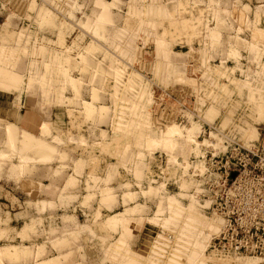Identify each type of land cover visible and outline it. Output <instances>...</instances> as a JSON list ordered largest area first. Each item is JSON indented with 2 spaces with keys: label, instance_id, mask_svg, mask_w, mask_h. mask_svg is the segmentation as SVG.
Returning a JSON list of instances; mask_svg holds the SVG:
<instances>
[{
  "label": "rangeland",
  "instance_id": "obj_1",
  "mask_svg": "<svg viewBox=\"0 0 264 264\" xmlns=\"http://www.w3.org/2000/svg\"><path fill=\"white\" fill-rule=\"evenodd\" d=\"M0 71L18 79L1 93H24L46 121L37 139L52 147L48 156L20 148L26 130L12 141L19 152L0 142V261L37 250L60 254L40 264H61L73 255L62 254L65 237L78 242L72 231L85 229L110 232L103 243L117 264H264L209 248L222 220L196 191L198 171L229 138L263 142L264 1L0 0ZM155 156L159 181L173 184L143 182L158 173ZM254 160L264 169V154ZM37 167L47 172L29 181ZM71 203L90 209L84 226ZM143 221L152 230L140 260L129 245Z\"/></svg>",
  "mask_w": 264,
  "mask_h": 264
},
{
  "label": "built area",
  "instance_id": "obj_2",
  "mask_svg": "<svg viewBox=\"0 0 264 264\" xmlns=\"http://www.w3.org/2000/svg\"><path fill=\"white\" fill-rule=\"evenodd\" d=\"M260 139L248 148L229 138L233 146L210 152L205 172L197 173L196 191L202 210L222 220L209 248L225 258L251 256L264 263V169L254 160L264 154V135ZM202 194L208 199L203 201Z\"/></svg>",
  "mask_w": 264,
  "mask_h": 264
},
{
  "label": "crops",
  "instance_id": "obj_3",
  "mask_svg": "<svg viewBox=\"0 0 264 264\" xmlns=\"http://www.w3.org/2000/svg\"><path fill=\"white\" fill-rule=\"evenodd\" d=\"M245 1H247V0H244V2ZM253 1L256 2L259 0H253ZM260 1H264V0H260ZM26 12H29V11H27V9H26ZM21 17L25 18L26 15L23 14ZM16 23H18L17 20H16ZM6 94L7 93H1V91H0V122H2V121L5 122L4 128L3 129L1 128V130H0V142L6 143V144L8 143L10 146H12L15 150H17L19 152L18 147L15 146L14 144H12L11 140L9 139L8 132H7L8 126H14V127L18 128V134H17L18 137H20L22 135V131L26 130L24 132L28 131L27 133H30V134L33 133L34 135L33 134L32 135L34 137L39 138L37 136L42 137L44 135V133L46 132L45 129L42 130L43 123H45L46 121H44L42 119V116L37 111H34L33 108H29L30 103L28 101L26 102L24 93H20L19 95H17V94H14L11 92L10 94H12V95L14 94L13 97H10ZM1 124L2 123H0V127H2ZM103 130H105V129H103ZM90 135H92L91 132H90ZM23 136L24 135H22L18 139L21 140L23 138ZM94 138H97V140H99V138H101L99 131H95V137ZM39 139L43 140V138H39ZM19 147L21 148L20 141H19ZM85 160H87V159H85ZM151 160L155 163V166H157L158 173H153V174L150 173L148 180L147 181L144 180L143 182L149 183V184L160 183V184H164V186H167L169 184H173L169 181H168L169 183L159 181V179L162 177L160 175H161L163 168L161 169L162 166L161 167L158 166V163H160V162L158 161V159H156V156L153 157V159H151ZM149 162H150V159H149ZM31 164H33V163L31 162ZM45 168H43V169H41L40 167L35 168V170H33V171L36 172V176L35 177L29 176L30 177L29 181H33V182L35 181L36 183H38L40 180V178H39L40 174H44L47 172V169H45ZM87 169H88V167L85 168L84 172H87ZM97 172H99V171H97ZM51 174H52V177H54L53 171H51L49 173V175H51ZM70 175H73L76 178L82 177L81 175L76 174L74 170H72ZM43 181H45V180H43ZM65 182L61 185V188L65 185ZM67 191L70 193H74L75 190H73V188H70ZM47 196H49V195H47ZM46 201L49 202L51 200H50V198L47 197ZM72 206H74V207L76 206L77 210L80 212L79 214L77 213L75 216L77 217V221L80 223V225L84 226V223H82L81 221L82 220L86 221L88 219V218L83 219V216L88 214L87 211H89L90 209L88 207H83L82 205H79V204L75 205L74 203H71V207ZM122 206H124L123 203L118 205L117 208L122 207ZM98 208H99V205H98V207H95L93 205L94 211H97ZM103 210H107V209L103 208ZM15 214H23V213L18 211ZM144 217L145 216H142V218H144ZM18 218H20L22 220V218L20 216ZM17 220L18 219H16V221ZM143 223H144V221L142 222V224L138 223V225H135L134 227L132 226L134 238H133V241H131V244L129 245L132 252L134 251L137 254H139L140 260L147 259L148 255H149V252L146 255L144 254L145 253L144 247H145V241H147V239L151 236V230H152V229L148 228L146 225H143ZM84 230L85 229H82V231H72V232H79L80 241H78V242L72 241L71 236H69V238L65 237V240H67V241L69 240L71 242V246L66 247L64 249L63 253L62 252L61 253L65 254V255L68 253H73V255L69 256V259L67 261H64V262L61 261V264H117V262L113 259L114 257H112V253H114V252L108 248H105L104 243H103V238L107 237L108 235H111V234H109L110 232L108 233V231H104V232H102V234L97 233V236L94 237L93 234L89 230L88 231H84ZM17 236L18 235H16V237ZM17 239H19V236L17 237ZM80 248H82V251L81 250L78 251ZM84 249H85V251H84ZM45 250L47 253H49V252L54 253L55 252V249L51 248V246H48L47 249H45ZM83 251L85 252V254H83ZM121 253H123L122 250H121ZM59 255H55V253H54L53 256H48L47 258H39V256H37V250H34L30 256H27L26 259L22 258L21 261L18 262V264H40L43 260H48V259H51L54 257H58ZM36 261H37V263H36ZM0 264H13V263L6 261L4 259V260L0 261ZM145 264H146V261H145Z\"/></svg>",
  "mask_w": 264,
  "mask_h": 264
},
{
  "label": "bare ground",
  "instance_id": "obj_4",
  "mask_svg": "<svg viewBox=\"0 0 264 264\" xmlns=\"http://www.w3.org/2000/svg\"><path fill=\"white\" fill-rule=\"evenodd\" d=\"M123 33V32H122ZM163 48V47H162ZM167 48V47H166ZM160 51H163V50H160ZM158 55H159V53H158ZM1 72V71H0ZM3 73V72H2ZM6 74V73H5ZM7 74H8V72H7ZM6 74V75H7ZM11 74V73H10ZM16 74V73H15ZM13 75V74H12ZM11 75V76H12ZM15 76V75H14ZM13 77V76H12ZM12 77H9V78H6V79H3V78H1L0 77V84H6V83H8V84H10V83H12L15 79H13ZM20 77V76H19ZM18 76L17 77H15V78H19ZM21 78V77H20ZM16 80H18V79H16ZM15 80V81H16ZM4 81H6V82H4ZM12 81V82H11ZM15 81H14V83H15ZM10 82V83H9ZM16 82H18V81H16ZM13 84V83H12ZM12 84H10V85H8V86H11ZM16 84V83H15ZM6 86H7V84H6ZM6 86H4V89H5V87ZM90 106H91V104H90ZM92 107V106H91ZM173 126V125H172ZM171 126V128H169V129H167V135L166 136H168L169 134L168 133H170V134H174L175 133V131H176V127L178 126H174V127H172ZM17 128L16 127H14V126H10L9 127V135L12 137V139L10 138V140H11V142L13 141V139L15 138V133H16V135H17V132L15 131ZM177 132V131H176ZM171 136V135H170ZM17 138V137H16ZM14 139V142L17 140V139ZM41 140V139H40ZM167 140V139H166ZM21 142L20 143H22V148H24V149H26V150H36V151H41V152H45V151H47V154H42V155H45V156H48L49 155V153H48V151H49V149L50 148H52V147H50L49 148V146H46L47 145V143H46V145L44 144V143H42V141H39V139H37L36 137H34L32 134H29V133H27V132H24V137L22 138V140H20ZM153 141V140H152ZM45 142V141H44ZM54 149V148H53ZM52 149V150H53ZM46 158V157H45ZM34 186H36V185H34ZM168 199H170V197L168 198ZM170 201V200H169ZM190 209V208H189ZM188 209V210H189ZM191 211H192V209H191ZM189 213H190V211H189ZM191 214V213H190ZM194 214V213H193ZM185 219V218H184ZM129 220V219H128ZM212 223V222H211ZM188 224V223H187ZM189 225V224H188ZM191 225V224H190ZM221 225V224H220ZM210 228L212 227V226H209ZM186 235H188V234H186ZM190 235V234H189ZM188 235V236H189ZM182 236H180V238H181ZM185 237V236H184ZM179 238V237H178ZM181 240V239H180ZM187 241V240H186ZM136 260V259H135ZM133 263V262H132ZM136 263V262H135Z\"/></svg>",
  "mask_w": 264,
  "mask_h": 264
}]
</instances>
